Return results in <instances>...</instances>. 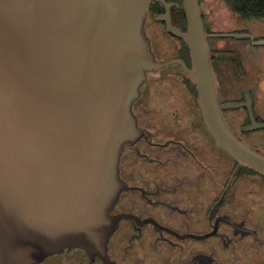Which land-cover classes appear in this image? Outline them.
Segmentation results:
<instances>
[{
  "label": "water",
  "instance_id": "1",
  "mask_svg": "<svg viewBox=\"0 0 264 264\" xmlns=\"http://www.w3.org/2000/svg\"><path fill=\"white\" fill-rule=\"evenodd\" d=\"M155 0H0V264H37L65 249L107 252L119 226L120 159L144 134L133 102L150 71L179 63L197 89L203 121L218 147L264 176V150L236 133L221 104L211 37L200 0H182L187 29L172 23L176 3L155 16L189 47L191 67L157 59L146 32ZM166 49L178 41L163 39ZM243 131L264 127L255 120Z\"/></svg>",
  "mask_w": 264,
  "mask_h": 264
},
{
  "label": "flooded vegetation",
  "instance_id": "2",
  "mask_svg": "<svg viewBox=\"0 0 264 264\" xmlns=\"http://www.w3.org/2000/svg\"><path fill=\"white\" fill-rule=\"evenodd\" d=\"M170 2L183 7L177 0ZM172 9L173 25L184 31L183 17L176 16V25ZM149 20L150 10L146 32L161 59ZM214 38L209 44L217 54L213 65L220 103L242 104L224 109L225 117L237 134L264 150V127L243 131L251 124L249 105L255 120L264 122V58L256 63L231 57L234 50L215 46ZM176 40L170 50L182 51ZM172 59L191 67L190 52L161 60ZM169 66L173 68L163 70ZM169 66L148 72L133 102L144 134L121 155L120 176L129 189L112 211L120 221L107 252L65 249L37 264H264V176L239 165L216 145L204 124L196 86L181 64ZM155 83L172 87L174 107L152 101Z\"/></svg>",
  "mask_w": 264,
  "mask_h": 264
},
{
  "label": "rangeland",
  "instance_id": "3",
  "mask_svg": "<svg viewBox=\"0 0 264 264\" xmlns=\"http://www.w3.org/2000/svg\"><path fill=\"white\" fill-rule=\"evenodd\" d=\"M202 6L208 21L214 20L211 27L217 30L216 32H249L257 39L264 38V19L235 17L231 10L220 0H203ZM213 44L217 47L232 48L234 51L230 56L234 58L239 56L242 60L254 59L257 61L256 63L260 58H264V45H255L250 39L221 37L219 40H214ZM175 96V91L169 84L155 83L153 85L151 98L154 103L172 108L176 105Z\"/></svg>",
  "mask_w": 264,
  "mask_h": 264
},
{
  "label": "trees",
  "instance_id": "4",
  "mask_svg": "<svg viewBox=\"0 0 264 264\" xmlns=\"http://www.w3.org/2000/svg\"><path fill=\"white\" fill-rule=\"evenodd\" d=\"M168 2L172 0H167ZM182 4V0H177ZM223 2L234 14L236 17H240L241 19H256V20H263L264 19V0H220ZM201 6L203 3V0H200ZM203 8V6H202ZM165 11L164 5L160 1H154V3L150 7V20H149V26L153 32V39L155 42V50L158 54V56L161 59H171L177 55L180 54H186L187 57L189 55V47L188 45L184 42L179 37H176L178 40L181 41V43L184 46V49L182 51H173V50H168L164 47L163 45V39L164 37H167V35L173 36L167 28L164 26V22L156 20L154 16L157 14H160ZM172 14H173V19L174 23L177 25L178 23L176 22V16L181 15L183 17V24L185 26L184 31L186 30V15L184 12L183 7H173L172 9ZM203 18L205 21V26L206 29L209 32H216L217 30L213 29L211 26L214 23V20L208 21V17L206 15V12L203 8ZM221 37H216L214 40H219ZM219 52H226V50L221 49ZM173 67L169 66L166 67L165 70H171ZM189 82V80H188ZM191 87H194L193 85L190 84ZM252 170V169H251ZM254 171V170H252Z\"/></svg>",
  "mask_w": 264,
  "mask_h": 264
}]
</instances>
